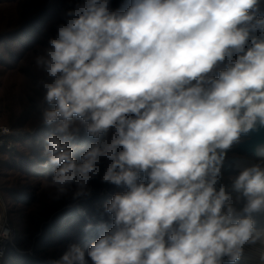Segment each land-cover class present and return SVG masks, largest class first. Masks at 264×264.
Masks as SVG:
<instances>
[{"label": "clouds", "instance_id": "clouds-1", "mask_svg": "<svg viewBox=\"0 0 264 264\" xmlns=\"http://www.w3.org/2000/svg\"><path fill=\"white\" fill-rule=\"evenodd\" d=\"M67 5L34 57L42 167L57 200L118 190L52 264H238L264 245V143L229 156L264 130V0Z\"/></svg>", "mask_w": 264, "mask_h": 264}, {"label": "trees", "instance_id": "trees-1", "mask_svg": "<svg viewBox=\"0 0 264 264\" xmlns=\"http://www.w3.org/2000/svg\"><path fill=\"white\" fill-rule=\"evenodd\" d=\"M114 3L118 4L119 0H114ZM67 6V0H0V67L12 72L21 70L28 54L42 52L48 38L55 35L54 27ZM38 72L27 85L21 83L24 85L18 88V93L0 95V119L15 131L26 126L33 128L25 137L29 141L21 143V149L24 147L25 151L2 149V154L9 155L0 159V181L9 176H16L20 182L25 178L35 180L39 185L37 193L42 192L43 183L51 178L50 171L42 167L43 139L49 130L42 126L41 121V111L46 105L43 104L44 90L39 81L45 78V74ZM241 154L243 152L236 146L229 156ZM18 181L16 186H9L8 181L0 182L3 195L11 200L10 215L24 212L21 217L24 226L8 248L3 264H52L64 252L59 248L71 243L87 245L91 234L85 233L84 227L95 222L79 214L72 206H66L72 201L70 193L59 200L55 199L53 190L35 196L33 186H20ZM111 188L118 190L114 186ZM84 206L88 211L92 210L86 203Z\"/></svg>", "mask_w": 264, "mask_h": 264}, {"label": "rangeland", "instance_id": "rangeland-1", "mask_svg": "<svg viewBox=\"0 0 264 264\" xmlns=\"http://www.w3.org/2000/svg\"><path fill=\"white\" fill-rule=\"evenodd\" d=\"M54 28H56V27H54ZM49 32H50V29H49ZM41 50L42 49H40V51ZM36 55H37V53H33V52L28 54L21 64V70H17V71L12 72V71H9V70H6V69L0 67V95L4 93L7 96H11V95H14L15 93H18L19 92L18 88L21 85H24V84L27 85L28 83H30L32 81V77L37 76L38 70L35 66V60H34V57ZM21 83H24V84H21ZM0 124L6 125V126L10 127L11 129H13L10 124L4 122L2 119H0ZM18 131H22V132L18 133L16 135V137L12 140L14 148L13 149L3 148V149H5V151H8V152L15 151L16 152V151L20 150L22 141L23 142L29 141V140H26L25 137H28L27 135L33 131V128L30 126H26V127L22 128L21 130H18ZM18 140H20V141H18ZM23 149H24V147L21 150L25 151ZM2 151H4V150L0 149V159L7 158L9 154H7V153L2 154ZM248 156L249 155H247L246 153H243L239 156H234L232 158L233 159L246 158ZM9 177L10 178H8V177L3 178L5 180L1 179V181L2 182L8 181L9 186H11V185L16 186L18 184L16 182V180L18 181L17 177L16 176H9ZM18 182H20V181H18ZM23 185L33 186V188L36 190V193H34L35 196H37V195L39 196L40 193H45V192H48L50 190H53L54 193L56 192L55 191L56 189L54 187L50 186L48 182L43 183L42 189H41L42 192L40 191L38 193H37V188L39 185L37 184V182H35V180L31 181L28 178H25V179H23V181L20 182V186H23ZM111 187L112 186L102 185V187L100 188V184L97 182L95 184L96 191L90 199L81 200V201H69L66 206L67 207L72 206L73 208L76 209V211L79 214H81L82 216H84L88 220L96 222V219L98 218V214H97L98 206L104 200L110 198V196L116 191V190H112ZM6 200L9 204L10 208H12L11 200L8 196H6ZM84 203H86L87 206L92 208V210H90L91 212L87 210V208L84 206ZM23 215H24V212H19V213H15V214L10 215V217L12 218V222L17 229V233H19L20 229L24 226V220L21 219V217ZM66 248L67 247L64 246V247H61L59 249L65 251ZM29 252H32V251L30 250ZM262 254H264V245L258 244L255 246L246 247L244 254H243L241 260L238 262V264H261L260 257Z\"/></svg>", "mask_w": 264, "mask_h": 264}, {"label": "built area", "instance_id": "built-area-1", "mask_svg": "<svg viewBox=\"0 0 264 264\" xmlns=\"http://www.w3.org/2000/svg\"><path fill=\"white\" fill-rule=\"evenodd\" d=\"M7 128L9 131L7 133L3 132V129ZM22 131H15L6 125L0 124V149H13L14 145L12 140L16 137L18 133ZM4 228L10 230V237L5 239L0 236V250H2V255H0V264H3L8 248L14 244L17 237V229L14 226L9 212L8 202L3 195L2 186L0 183V231Z\"/></svg>", "mask_w": 264, "mask_h": 264}, {"label": "water", "instance_id": "water-1", "mask_svg": "<svg viewBox=\"0 0 264 264\" xmlns=\"http://www.w3.org/2000/svg\"><path fill=\"white\" fill-rule=\"evenodd\" d=\"M264 143V130L259 133H253L246 141L238 146L239 150L247 155L252 154L255 145Z\"/></svg>", "mask_w": 264, "mask_h": 264}, {"label": "bare ground", "instance_id": "bare-ground-1", "mask_svg": "<svg viewBox=\"0 0 264 264\" xmlns=\"http://www.w3.org/2000/svg\"><path fill=\"white\" fill-rule=\"evenodd\" d=\"M258 245V244H257Z\"/></svg>", "mask_w": 264, "mask_h": 264}]
</instances>
